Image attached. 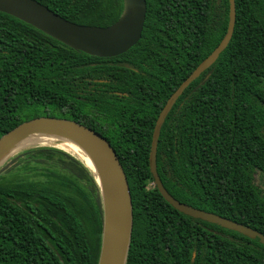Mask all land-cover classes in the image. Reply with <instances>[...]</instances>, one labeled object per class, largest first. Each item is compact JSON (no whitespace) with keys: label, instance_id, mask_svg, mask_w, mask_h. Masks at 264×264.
I'll use <instances>...</instances> for the list:
<instances>
[{"label":"trees","instance_id":"1","mask_svg":"<svg viewBox=\"0 0 264 264\" xmlns=\"http://www.w3.org/2000/svg\"><path fill=\"white\" fill-rule=\"evenodd\" d=\"M34 1L98 28L114 24L123 9L122 0ZM145 1L139 42L111 59L76 52L0 13V137L49 117L81 124L110 144L132 202L126 264H264L258 240L171 208L149 171L157 117L223 39L229 0ZM234 2L227 48L161 128L157 174L178 202L264 235L257 184L264 182V0ZM102 219L94 180L61 149H26L0 170V264H97Z\"/></svg>","mask_w":264,"mask_h":264},{"label":"water","instance_id":"2","mask_svg":"<svg viewBox=\"0 0 264 264\" xmlns=\"http://www.w3.org/2000/svg\"><path fill=\"white\" fill-rule=\"evenodd\" d=\"M122 2L119 19L106 28L70 23L34 0H0V13L33 27L76 52L99 59H111L126 53L139 42L146 17L145 0ZM235 20V2L229 0L228 26L223 39L169 97L155 122L149 171L156 190L178 213L249 240H258L264 246V235L261 233L175 200L165 190L157 174V145L166 117L189 85L209 70L227 48L234 32ZM209 77L210 73L204 81ZM49 141L52 144L47 143ZM69 144L76 149L73 150ZM39 146L55 147L69 153L89 172L99 191L103 215L97 264H126L132 235V202L125 173L110 144L98 133L76 122L40 117L24 122L0 137V169L18 153Z\"/></svg>","mask_w":264,"mask_h":264},{"label":"flooded vegetation","instance_id":"3","mask_svg":"<svg viewBox=\"0 0 264 264\" xmlns=\"http://www.w3.org/2000/svg\"><path fill=\"white\" fill-rule=\"evenodd\" d=\"M163 60H164V57H163ZM206 72H208V70H207ZM206 72H204V73H206ZM204 73H203V74H204ZM203 74H202V75H203ZM207 74H208V73H207ZM207 74L204 75V77H203L204 79H205V77L207 76ZM204 79L202 80V82H204ZM200 84H202V83H200ZM98 91H99V92H103V93H107V92H108V90H106V89H104V88H102V89H98ZM109 93H110V92H109ZM114 93H116V92H114ZM180 97H181V96H180ZM180 97H179V98H180ZM179 98H178V99H179ZM177 101H178V100H177ZM177 101H176V103H177ZM166 102H167V101H166ZM176 103H175V104H176ZM165 104H166V103H165ZM181 105H182V103L179 104V106H181ZM164 106H165V105H164ZM172 108H173V107H172ZM162 109H163V108H162ZM161 111H162V110H161ZM158 116H159V115H158ZM157 118H158V117H157ZM166 118H167V117H166ZM165 120H166V119H165ZM164 122H165V121H164ZM163 124H164V123H163ZM100 129L102 130V132L105 133V131L107 130V126H106V125H100Z\"/></svg>","mask_w":264,"mask_h":264},{"label":"rangeland","instance_id":"4","mask_svg":"<svg viewBox=\"0 0 264 264\" xmlns=\"http://www.w3.org/2000/svg\"><path fill=\"white\" fill-rule=\"evenodd\" d=\"M6 165H7V163H6L4 166H2V168H1L0 170L4 169ZM257 184H258L262 189H264V182H260L259 180H257Z\"/></svg>","mask_w":264,"mask_h":264},{"label":"bare ground","instance_id":"5","mask_svg":"<svg viewBox=\"0 0 264 264\" xmlns=\"http://www.w3.org/2000/svg\"><path fill=\"white\" fill-rule=\"evenodd\" d=\"M47 143H51V141H49V142H47ZM52 144V143H51ZM70 145V144H69ZM70 147L73 149V150H75L76 148L74 147V146H72V145H70Z\"/></svg>","mask_w":264,"mask_h":264}]
</instances>
